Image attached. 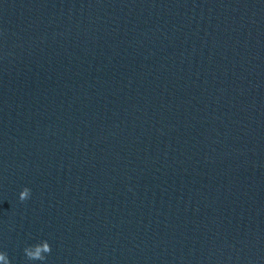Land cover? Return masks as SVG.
I'll list each match as a JSON object with an SVG mask.
<instances>
[{
  "label": "water",
  "instance_id": "water-1",
  "mask_svg": "<svg viewBox=\"0 0 264 264\" xmlns=\"http://www.w3.org/2000/svg\"><path fill=\"white\" fill-rule=\"evenodd\" d=\"M0 252L112 264L69 0H0Z\"/></svg>",
  "mask_w": 264,
  "mask_h": 264
},
{
  "label": "clouds",
  "instance_id": "clouds-1",
  "mask_svg": "<svg viewBox=\"0 0 264 264\" xmlns=\"http://www.w3.org/2000/svg\"><path fill=\"white\" fill-rule=\"evenodd\" d=\"M30 196L31 189L28 187L23 188L19 193V199L22 202L29 199ZM50 253L51 246L46 240L24 248V254L29 261L44 262L46 260V254ZM0 264H11V260L7 253L0 252Z\"/></svg>",
  "mask_w": 264,
  "mask_h": 264
}]
</instances>
